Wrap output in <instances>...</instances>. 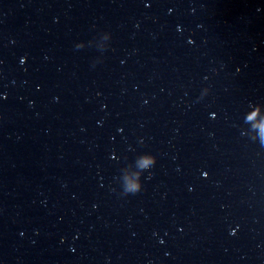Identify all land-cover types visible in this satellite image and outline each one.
<instances>
[{"label":"clouds","instance_id":"obj_1","mask_svg":"<svg viewBox=\"0 0 264 264\" xmlns=\"http://www.w3.org/2000/svg\"><path fill=\"white\" fill-rule=\"evenodd\" d=\"M77 49L84 48L81 43H78L76 45ZM255 116V113H253L251 116L248 117L249 120L253 119ZM262 131H264V125H262ZM156 163V157L148 154L145 155L141 161H140V167L144 169H150L152 168ZM142 190V183L141 180H129L126 184V187L124 188V195L128 194H136Z\"/></svg>","mask_w":264,"mask_h":264}]
</instances>
